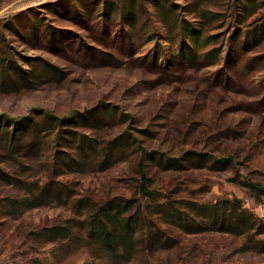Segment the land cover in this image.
<instances>
[{"label": "rangeland", "instance_id": "rangeland-1", "mask_svg": "<svg viewBox=\"0 0 264 264\" xmlns=\"http://www.w3.org/2000/svg\"><path fill=\"white\" fill-rule=\"evenodd\" d=\"M35 108L76 140L0 124V264H264V0H0V114Z\"/></svg>", "mask_w": 264, "mask_h": 264}, {"label": "trees", "instance_id": "trees-1", "mask_svg": "<svg viewBox=\"0 0 264 264\" xmlns=\"http://www.w3.org/2000/svg\"><path fill=\"white\" fill-rule=\"evenodd\" d=\"M36 116H42L43 121L47 127L56 129H61L64 126L67 127V130H63L58 133L59 138L65 141H67L68 138L71 140H76V134L71 133V128L73 127L72 123L74 122V114L69 113L67 115L58 116L43 108H35L33 110V114L24 115L20 118H13L5 114H0V124H3L4 127H9L10 125L12 126V129L9 132L6 129V133H8L7 146L11 145V148H9V150L17 149V147L21 148L22 145L20 144V142H22L23 139L24 141L28 139L30 140V142H27V144L22 147L24 150L28 151L34 147V141L37 136L36 133L38 130ZM189 154V157L195 160V163L197 165L203 166L205 164L204 153L192 151L189 152ZM231 161L232 157L230 156L213 157V163L220 166L226 165ZM147 181L148 177L146 176L145 172L141 170V179L138 186L139 193L148 196H156L158 192L154 189L149 188L147 185ZM245 184L250 190L254 191L257 195L264 194V183L245 180ZM231 204L234 210L236 211V214L247 215L250 216V218H253L254 220L258 219L254 214L249 212V210L240 203L238 198H234L233 200H231Z\"/></svg>", "mask_w": 264, "mask_h": 264}]
</instances>
